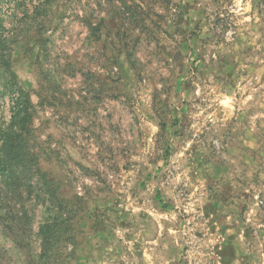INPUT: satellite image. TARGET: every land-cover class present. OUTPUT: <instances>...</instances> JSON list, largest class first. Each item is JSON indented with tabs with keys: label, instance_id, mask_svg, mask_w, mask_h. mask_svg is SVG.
Masks as SVG:
<instances>
[{
	"label": "rangeland",
	"instance_id": "obj_1",
	"mask_svg": "<svg viewBox=\"0 0 264 264\" xmlns=\"http://www.w3.org/2000/svg\"><path fill=\"white\" fill-rule=\"evenodd\" d=\"M0 165V264H264V0H0Z\"/></svg>",
	"mask_w": 264,
	"mask_h": 264
},
{
	"label": "trees",
	"instance_id": "obj_2",
	"mask_svg": "<svg viewBox=\"0 0 264 264\" xmlns=\"http://www.w3.org/2000/svg\"><path fill=\"white\" fill-rule=\"evenodd\" d=\"M9 45L10 43L7 41L5 42V50H9ZM3 48V47H2ZM3 67H5L8 71V73H11V66L9 65V61L6 60V62L4 63ZM13 75V74H12ZM15 75H13V77L11 79L14 80V82L16 81L15 79ZM19 93H21V98L18 100L17 103V108L15 109L14 112V116H13V123L16 124V119L18 117V115H22L23 113H25L26 115L29 113L30 107L32 106L28 96L22 92L21 88L18 91ZM27 122H24L21 127V131H24L25 127H26ZM7 132V135H5L3 137V147L8 146V145H18L19 147H23V143L22 141H16L12 140L14 142L11 141V137L12 134L14 132V127L9 128V130ZM10 149H12V147H10ZM24 151L27 152L26 149H24ZM5 166H1L0 165V175L2 176V178L6 181V183L8 184L10 181L14 182V178H15V174L12 172V168L8 169ZM58 194V190L54 189L52 192H50L51 197L50 198H57V202L58 204H56L55 202L52 201V204L58 205L59 208L61 207V204L63 202V199L57 195ZM58 218V217H57ZM57 222H59V218L57 219ZM58 227L56 225V222L53 221L46 223L45 226H43V228L41 229V251L40 254L37 255L36 257H34V255H32V253H28V254H24V257L27 259L28 257L31 258V263L30 264H57V261L55 257L56 254H58L59 252V246L62 244H66L68 242V238L66 236H59L58 235ZM31 255V257H30Z\"/></svg>",
	"mask_w": 264,
	"mask_h": 264
}]
</instances>
